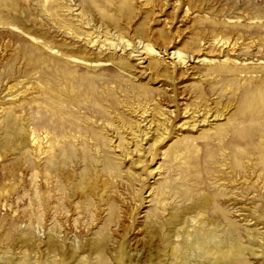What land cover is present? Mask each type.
I'll list each match as a JSON object with an SVG mask.
<instances>
[{
	"label": "rangeland",
	"instance_id": "1",
	"mask_svg": "<svg viewBox=\"0 0 264 264\" xmlns=\"http://www.w3.org/2000/svg\"><path fill=\"white\" fill-rule=\"evenodd\" d=\"M0 264H264V0H0Z\"/></svg>",
	"mask_w": 264,
	"mask_h": 264
},
{
	"label": "bare ground",
	"instance_id": "2",
	"mask_svg": "<svg viewBox=\"0 0 264 264\" xmlns=\"http://www.w3.org/2000/svg\"><path fill=\"white\" fill-rule=\"evenodd\" d=\"M189 108V107H188ZM195 108V107H194ZM201 108V107H200ZM186 109V108H185ZM190 109V108H189ZM196 109V108H195ZM191 110V109H190ZM202 110V109H201ZM192 111V110H191ZM207 111H209V110H207ZM154 113V112H153ZM186 113H189V117L190 118H194V117H196V116H202V117H204V119L202 118V120H201V122H199L200 123V125H203L204 123H209V121H211V120H216L217 119V115L215 114V116H214V114H213V118L211 117V119L209 118L210 116H208V114L206 115V114H203V113H201V112H199V110L198 111H192V112H190L189 110H187V112ZM144 114V113H143ZM152 114V113H151ZM212 115V114H211ZM153 116V115H152ZM220 116V115H219ZM154 117V116H153ZM143 118H144V115H143ZM156 118V117H155ZM154 119V118H153ZM150 120H152V119H150ZM155 120V119H154ZM199 121V120H198ZM151 125H152V123H151ZM153 128V127H152ZM165 128V127H164ZM165 130V129H164ZM145 134V133H144ZM162 134V133H161ZM147 135V134H146ZM163 135V134H162ZM159 138V137H158ZM151 202V201H150Z\"/></svg>",
	"mask_w": 264,
	"mask_h": 264
}]
</instances>
